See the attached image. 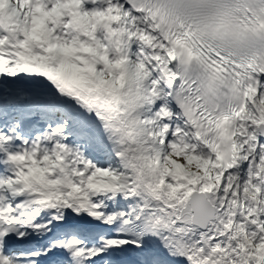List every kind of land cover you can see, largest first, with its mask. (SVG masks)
<instances>
[{"label":"snow or ice","instance_id":"6c2138e0","mask_svg":"<svg viewBox=\"0 0 264 264\" xmlns=\"http://www.w3.org/2000/svg\"><path fill=\"white\" fill-rule=\"evenodd\" d=\"M0 264H264V0H0Z\"/></svg>","mask_w":264,"mask_h":264}]
</instances>
